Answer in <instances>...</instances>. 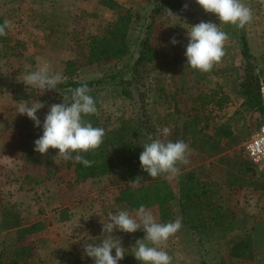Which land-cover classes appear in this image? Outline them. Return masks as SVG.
Masks as SVG:
<instances>
[{
	"label": "rangeland",
	"instance_id": "374dc122",
	"mask_svg": "<svg viewBox=\"0 0 264 264\" xmlns=\"http://www.w3.org/2000/svg\"><path fill=\"white\" fill-rule=\"evenodd\" d=\"M115 1L117 8L106 6L102 0H0V13L11 21L8 41L0 42L1 261L6 264L14 256L13 249L23 247L25 254L19 264H77L78 254L86 263L94 264L83 246L96 237L105 238L102 224L107 222L94 208L100 202L103 206L114 205L112 196L118 194L121 186L115 174L98 180H77L58 155V149L50 148L54 171L51 175L24 159L30 147L24 137L28 117L16 112L17 104L40 101L44 107L38 109L37 115L44 117L51 95L65 92L64 96L70 98L67 89L57 86V89L42 91L27 87L21 81L28 65L35 69L38 63L47 61L53 71L62 73V83L98 80L89 95L96 101L100 120L108 127H117L132 119L142 127L147 142L160 138L173 142L183 140L189 145L188 163L179 165L180 173L192 170L195 177L212 183L213 200L219 204L223 214L219 220L224 224L210 225L197 233L192 231L185 225L180 210L178 177L167 179L175 194L169 203L171 218L161 220L157 206L146 209L158 222L182 221L181 229L166 245L159 246L172 257V264H219L222 260L226 264H264V172L253 170L244 150V142L259 125L260 117L259 112L247 109L238 95L241 79L248 71L260 75L264 91V0H243L254 14L253 20L244 27L253 58L245 64L239 43L233 37L237 27L220 25L229 35L225 56L206 73L188 66L184 52L189 39L187 31L192 25L201 21L219 24L214 13L205 12L195 0H182L180 9L160 7V0ZM120 13L130 16L126 31L130 49L119 57L90 62L94 38L102 37ZM146 36L156 48V56L136 70L135 60ZM172 38L178 42L171 43ZM214 88L219 89L218 96L221 94L223 98L221 108L216 98L206 104L200 98ZM194 116L204 125L201 131L207 135L204 138H209L208 143L192 130L189 122ZM224 122L228 123L232 135L215 136V128ZM165 126L171 128L166 138L160 133ZM50 194L58 195L61 204L85 199L88 207L84 218L85 240L77 241L73 247L62 250L59 246L49 252L48 246L40 242L41 238L32 233L19 236L14 230H2L4 210L28 214L32 204L50 199ZM121 210H127L123 203L110 209L113 214ZM128 212L134 216L136 211ZM93 214L98 218L95 225ZM192 214V211L187 214L189 223ZM61 230V225L53 229L57 234ZM137 231L145 234L141 229ZM52 234L46 233L43 238H51ZM246 234L252 236V255L231 256L232 245ZM130 235L118 229L112 232L125 248L124 258L117 264H134L132 246L136 242H131Z\"/></svg>",
	"mask_w": 264,
	"mask_h": 264
},
{
	"label": "trees",
	"instance_id": "16d2710c",
	"mask_svg": "<svg viewBox=\"0 0 264 264\" xmlns=\"http://www.w3.org/2000/svg\"><path fill=\"white\" fill-rule=\"evenodd\" d=\"M102 2L110 8L119 7L115 0H102ZM159 4L160 7L180 9L183 5V1L160 0ZM4 21L5 16L0 13V24H3ZM129 23L130 16L120 13L118 19L106 30L102 37L94 38V44L90 49L88 57L89 61H98L110 56L119 57L123 53H126L130 49L126 43V31ZM233 37L239 43L241 55L247 65L249 59L253 58V56L249 50V43L244 28H237ZM8 39V34L6 36H0V42H7ZM155 56L156 48L150 43L149 37L146 36L142 40L141 47L137 54L134 64L135 69L137 70L144 67L146 63L153 61ZM97 81L98 80H69L66 83H60L58 87L61 90L67 89L65 91L70 95V89L79 87L84 83L91 88ZM262 86L260 75L254 71H248L242 77L238 90V95L243 99L242 103L244 106L247 109L259 112V125L264 123V91ZM218 90L214 88L209 94L200 96L204 101L203 104L211 102V99L216 98L217 106L221 108L223 105V98L221 94L218 96ZM64 94L65 92H62L50 96V101L47 102L49 110L52 104L70 102V98L65 97ZM37 116L41 121V126H34V122L29 118L26 123L24 137L27 143L30 144V147L26 149L24 159L32 164L43 167L46 170V174L51 175L54 171L52 170L53 157L50 153V148L46 154H40L34 150V141L42 135V124L45 118V116ZM83 118L90 121L94 127H102L105 130V136L103 143L98 149L87 153H81L86 159L94 162L91 167H85L81 163L74 162L73 160L66 161V167L71 169L75 178L77 180H88L115 174L121 182L118 194L114 198L115 202L123 203L127 211H135L140 205H144L145 208L157 206L159 209V218L161 220L170 219L171 211L169 203L175 198L173 189L166 178L163 176L152 178L148 176L140 166L139 155L143 151L142 144L147 142L144 138L142 127L136 124L137 122H134L132 119L123 121L117 127H108L106 124H103L100 120L101 117L98 115H90ZM196 118L197 116H194L189 122L193 126L192 130L195 131L198 137H203V142L208 143L209 138H204V136L207 135L201 131L204 125H201V122ZM185 124H188V121ZM227 124L228 123L224 122L218 125L215 128L214 135L230 137L232 135V130ZM73 155L75 156L76 153H73ZM137 176L143 179L138 185L134 186L132 181L135 180ZM178 184L179 206L185 225H188L190 229H193L192 231L197 233L207 226L221 227L220 225L224 224L223 221L219 220V217L223 216V214L219 209L218 202H216L215 199L213 200L214 191L211 188L212 183L210 181L195 177V172L190 170L178 176ZM189 211L193 212V218L190 220V223L187 218ZM215 218L218 219L216 220ZM209 220L212 221L208 222ZM1 228L2 230H14L19 236H24L38 230L39 224L34 223L25 225L18 212L6 209L1 213ZM251 245L252 236L246 234L242 239H239L232 245L230 255L233 257H249L252 255ZM24 254L25 251L23 247H15L13 249V258L6 262V264H19V259ZM78 255L77 258L79 261H77V264H88ZM0 264H3L1 258ZM61 264L75 263L64 262ZM219 264L226 263L222 260Z\"/></svg>",
	"mask_w": 264,
	"mask_h": 264
},
{
	"label": "clouds",
	"instance_id": "9594fccd",
	"mask_svg": "<svg viewBox=\"0 0 264 264\" xmlns=\"http://www.w3.org/2000/svg\"><path fill=\"white\" fill-rule=\"evenodd\" d=\"M195 2L205 12L214 13L219 20V24L201 21L187 31L189 39L184 52L187 65L206 73L225 56V43L229 35L220 25L230 24L244 28L253 20L254 14L252 8L243 0H195ZM10 25L11 21L8 20L0 24V36L7 35L6 29ZM177 42L175 38L171 39V43ZM27 69L21 79L27 87H35L42 91L53 90L57 89L64 79L62 73L53 71L52 65L47 61L38 63L35 69L28 65ZM69 91L70 102L50 105V110L43 120L42 135L34 141V150L46 154L49 148L58 149V155L64 161L73 160L85 167H91L94 162L86 159L81 153L98 149L103 143L105 130L102 127H94L90 121L83 118L99 114L96 101L89 95L91 89L87 84H81ZM43 107L44 104L40 101L31 104L21 101L16 106V112L26 115L34 122V126H41L37 111ZM160 133L166 138L170 135L171 128L165 126L160 129ZM142 146L143 151L139 155L140 166L152 178L178 177L181 174L179 165L188 163V155L191 152L189 145L183 140L173 142L156 138L150 139V142H145ZM142 179L137 176L132 181L133 185H138ZM107 215V222L102 224L105 238L99 244L88 243L83 246L84 253L93 258L94 264H117L124 258L125 248L122 247L120 239L112 236L114 229L127 233L143 229L145 237L136 241L133 254L142 264H172V257L159 246L166 245L169 238L181 229L180 219L166 223L158 222L144 205L139 206L134 216L127 210L115 214L110 211Z\"/></svg>",
	"mask_w": 264,
	"mask_h": 264
},
{
	"label": "crops",
	"instance_id": "0c3cea01",
	"mask_svg": "<svg viewBox=\"0 0 264 264\" xmlns=\"http://www.w3.org/2000/svg\"><path fill=\"white\" fill-rule=\"evenodd\" d=\"M105 176L98 177V178H93V179H88V180H98L102 179ZM116 195L112 196L113 198L111 199V202L114 205H117L118 203L115 202L114 198ZM56 197V198H55ZM97 197H103V196H97ZM58 195H51L50 194V199H45L39 204H32L29 208V213L26 214H19L20 217L23 220V223L25 225L29 224H39L38 230H35L32 234H34L36 237L41 238L40 242L42 244H45L49 248V252L51 249H56L57 247H61V249H67L69 246L73 247L74 243H76L79 240H85L87 237L85 236V226H86V220L85 215L88 214V207H85V199L81 201H72L71 203H66V204H61L58 201ZM100 200V199H98ZM98 200L96 202H98ZM95 209H98L96 214L101 215L102 217L104 216L105 219L108 220V213L110 212V209H112V206H103L102 203H99ZM136 211V210H135ZM31 212V213H30ZM132 212V211H130ZM93 214L94 220H92V223L95 225L96 221L98 220L97 215ZM83 218V219H82ZM103 219V220H105ZM81 220H84L81 221ZM106 220V221H107ZM62 226L63 230L58 232L53 231L54 227L56 226ZM115 230V229H114ZM113 230V231H114ZM143 230V229H141ZM54 232V236L53 233ZM137 233H131V242H136L139 239H143L145 237V234L140 231H136ZM52 234L51 238H43L44 235ZM140 234V235H139ZM139 235V236H137ZM34 237V238H36ZM56 237V238H55ZM139 237V239H138ZM52 238H55L52 240ZM104 238L102 236L96 237L91 241L92 244H99ZM146 243H149L148 241H145ZM151 246V245H150ZM132 249L135 251V245L132 246ZM72 251L71 249L68 250ZM113 256L115 255V250H112ZM134 259V264H138ZM140 264L142 262L140 261Z\"/></svg>",
	"mask_w": 264,
	"mask_h": 264
},
{
	"label": "built area",
	"instance_id": "2783aa9c",
	"mask_svg": "<svg viewBox=\"0 0 264 264\" xmlns=\"http://www.w3.org/2000/svg\"><path fill=\"white\" fill-rule=\"evenodd\" d=\"M244 150L253 170L256 173L264 172V123L244 142Z\"/></svg>",
	"mask_w": 264,
	"mask_h": 264
}]
</instances>
